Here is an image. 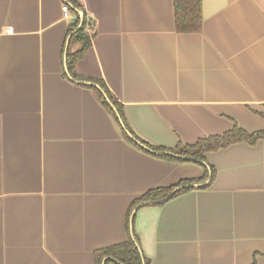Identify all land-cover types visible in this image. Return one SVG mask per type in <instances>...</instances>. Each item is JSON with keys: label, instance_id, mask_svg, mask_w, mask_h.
<instances>
[{"label": "crops", "instance_id": "1", "mask_svg": "<svg viewBox=\"0 0 264 264\" xmlns=\"http://www.w3.org/2000/svg\"><path fill=\"white\" fill-rule=\"evenodd\" d=\"M63 1L0 0V264H96L131 221L149 264H264V138L205 153L206 188L135 209L204 168L132 145L68 76ZM76 1L93 35L75 73L103 81L139 139L264 129V0H200L192 33L176 31L173 0Z\"/></svg>", "mask_w": 264, "mask_h": 264}, {"label": "trees", "instance_id": "2", "mask_svg": "<svg viewBox=\"0 0 264 264\" xmlns=\"http://www.w3.org/2000/svg\"><path fill=\"white\" fill-rule=\"evenodd\" d=\"M63 2L67 5L68 11L75 17L68 28V34L71 33L70 43L78 45L77 50L72 52L70 50L67 51L66 70L68 76L76 81H85L96 85V87L92 85L85 86L96 93L101 104L110 112L116 123L120 124L122 135L132 145L139 148H141L140 146L142 145L146 149L157 153L158 155L156 156L162 159L175 162H198L204 168V174L199 178L183 179L174 185L147 191L134 202L133 207L138 204L161 205L165 201L193 189V184L197 185L198 188H206L208 183L213 180L215 172L211 166H209V169H206L204 164L205 153L224 148L237 142L254 144L259 139L264 138V129L248 133L237 126H233L231 130L221 135H212L198 139L195 143L190 145L178 142L173 149L151 146L139 139L128 127L121 104L114 99L103 81L96 78L81 77L75 73L74 66L76 61L90 46L93 27L91 20L87 17L79 2L76 0H64ZM173 6L175 29L177 32L192 33L200 31V0H173ZM80 12L82 13L81 17L79 16ZM141 149L144 150V148ZM206 179H208V183L201 184L204 183ZM131 223L130 228L127 226L128 239L126 242L94 251L93 257L96 264H149L148 260L140 254L139 241L133 230V221H131Z\"/></svg>", "mask_w": 264, "mask_h": 264}, {"label": "built area", "instance_id": "3", "mask_svg": "<svg viewBox=\"0 0 264 264\" xmlns=\"http://www.w3.org/2000/svg\"><path fill=\"white\" fill-rule=\"evenodd\" d=\"M61 11H62V15L64 18H68L70 15H69V11H68V7L65 3L62 4L61 6Z\"/></svg>", "mask_w": 264, "mask_h": 264}, {"label": "water", "instance_id": "4", "mask_svg": "<svg viewBox=\"0 0 264 264\" xmlns=\"http://www.w3.org/2000/svg\"><path fill=\"white\" fill-rule=\"evenodd\" d=\"M79 16L81 17L82 16V13L80 12L79 13ZM67 43H66V49L65 50H67ZM66 56V55H65ZM89 85H92V86H94V87H96V85L95 84H93V83H89ZM141 148H145L144 146H140ZM169 197V196H168ZM140 205H142V204H138L136 207H135V209H137V207H139ZM132 216V215H131Z\"/></svg>", "mask_w": 264, "mask_h": 264}]
</instances>
